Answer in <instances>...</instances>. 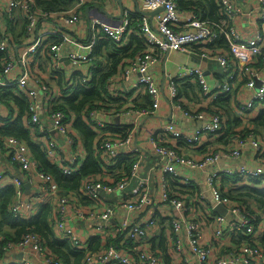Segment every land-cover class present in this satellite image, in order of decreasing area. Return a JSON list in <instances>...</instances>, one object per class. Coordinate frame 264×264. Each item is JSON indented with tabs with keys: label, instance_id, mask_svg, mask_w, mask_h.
Listing matches in <instances>:
<instances>
[{
	"label": "built area",
	"instance_id": "2783aa9c",
	"mask_svg": "<svg viewBox=\"0 0 264 264\" xmlns=\"http://www.w3.org/2000/svg\"><path fill=\"white\" fill-rule=\"evenodd\" d=\"M66 1L73 5L51 10L35 0H0V127L19 112L13 98L22 100L29 136L62 174L78 173L86 155L73 125L76 113L62 107L63 97L77 85L90 86L97 68L112 70L105 56L97 57V40L105 36L122 47L136 36L143 44L108 74L101 99L85 106L82 118L96 132L94 152L102 171L84 176L78 192L40 171L24 139L0 133V152L21 173L0 169V183L14 189L11 216L27 218L35 202H47L53 232L83 251V264H264L257 231L262 215L247 196L249 188H264V140L246 123L264 104V35L242 36L236 25L244 14L242 3L216 0L221 17L213 20L179 8L176 0H140L136 10L120 0L119 18H89L88 37L79 39L71 28L80 23L81 6L94 0ZM242 1L255 4L250 11L264 21V0ZM220 38L226 52L215 47ZM65 46L70 48L66 54ZM196 46L216 60L217 74L209 77L199 66L178 65L175 73L164 71L161 82L156 79L161 58ZM41 56L59 86L46 77ZM236 74L246 92L236 103L238 125L217 105L220 97L233 93ZM199 98L208 100L204 110ZM177 114L201 123L186 128ZM247 148L249 166L239 162ZM122 159L129 160L128 170L117 165ZM220 160L235 165L200 176L176 168L204 170ZM141 169L146 176L139 175ZM26 184L33 189L27 191ZM109 195L117 197L106 201ZM84 199L87 208L81 205ZM218 206L222 211L215 210ZM118 210L125 216L116 220ZM71 219L91 222L101 244L89 247ZM3 250L30 251L44 264H62L33 231L7 242ZM16 262L34 264L24 255Z\"/></svg>",
	"mask_w": 264,
	"mask_h": 264
},
{
	"label": "trees",
	"instance_id": "16d2710c",
	"mask_svg": "<svg viewBox=\"0 0 264 264\" xmlns=\"http://www.w3.org/2000/svg\"><path fill=\"white\" fill-rule=\"evenodd\" d=\"M36 3L45 9H65L68 6L66 0H35ZM177 5L181 9H191L203 18L219 19L221 17L220 7L216 0H176ZM143 44L136 36L131 37L130 43L127 46L118 47L109 38L101 36L97 40L95 52L101 53L110 62L112 70L116 67L118 61L125 56L132 55L136 48H140ZM141 45V46H140ZM197 47V46H196ZM217 49L226 52V43L224 38L218 39L215 44ZM111 48L109 51L108 49ZM102 49L104 53L102 54ZM96 53V54H97ZM103 72V69L97 68L93 79L90 81V86L77 85L74 91L63 97V108H70L75 111L76 116L73 125L78 130L83 138V146L86 151L85 160L78 173L71 175H64L60 169L52 162L48 161L44 152L29 136L28 129L22 123V113L25 108V103L14 97L13 100L17 104L19 112L12 118L6 120L3 126L0 127V133L10 134L24 139L29 148L32 157L38 162L39 170L50 174L59 186L78 192L81 180L86 175H100L102 168L99 164L98 157L94 152L96 132L92 127L87 124L82 118L85 112L86 105L97 103L101 99V90L104 91V83L109 73ZM219 100V99H218ZM218 104V101H217ZM258 121L264 123V109H262L258 116ZM130 162L128 159L119 160L117 165L128 170ZM14 189L11 185L6 184L0 188V264H19L12 259L11 253L3 250V246L7 242H17L21 237L30 231L38 233L43 239L48 252L58 257L62 264H83L82 253L83 251L71 245L68 239L58 238L53 232L50 225V211L51 207L47 202L41 203L36 213L27 218L17 217L13 218L9 213L8 206L13 196ZM247 196L252 198L256 204V208L261 211L262 217L264 216V188L257 187L249 188ZM262 219V218H260ZM264 242L263 237L260 238ZM160 243H162V235H160ZM99 244L96 237V243L92 246L89 242V247L96 248Z\"/></svg>",
	"mask_w": 264,
	"mask_h": 264
},
{
	"label": "crops",
	"instance_id": "0c3cea01",
	"mask_svg": "<svg viewBox=\"0 0 264 264\" xmlns=\"http://www.w3.org/2000/svg\"><path fill=\"white\" fill-rule=\"evenodd\" d=\"M118 1L119 0H94L93 2H87L84 5H82L80 8V23L79 25H74L71 28V33L74 36L79 37V39L87 38L88 33H89L88 32V20L89 18L93 16L100 15L101 17L105 19H109L110 21H114L117 18H119L120 4L118 3ZM235 1L242 3V8L244 11V14H242V16L237 18V23H236L237 28L239 29L242 36L248 37L246 35H250L252 32H255V31H259L264 35V21L257 19L254 16V12L250 11L252 10L255 4H253L252 2H247V1H242V0H235ZM121 2L123 4L127 2L135 10L137 9V5L140 4V0H121ZM72 5L73 4L70 3L67 6L71 7ZM69 49H70L69 46H65L64 50L62 51L64 54H66ZM108 50L110 51L111 48H109ZM201 51H202L201 49L196 47L195 49L189 50L188 52H179V51L170 52L169 55L166 56V58L165 57L161 58L158 61V64H157V67L155 68V73H154L156 79L159 82H161L165 74L164 71L167 73H175L177 71L178 65L199 66L200 68L204 70L206 75H208L209 77H213L215 74H217L220 71V67L213 57L203 56L200 53ZM101 52L102 54L104 53L103 49ZM100 54L101 53H97L96 54L97 57L102 56ZM40 60L42 63V66H41L42 70L44 69L47 70L48 75L46 77L52 79V73L46 67L47 58L45 56H41ZM66 65H68L67 61H66ZM256 65L257 64H253L251 66H256ZM263 71H264V66H263ZM52 82L58 86L60 84V81L58 80L52 79ZM233 89L234 90L232 94H228L227 96L220 97L217 105L220 106L222 109H224L225 115L227 117L231 118L233 121L236 122L234 123L235 125H238L240 122V119L238 118V111H237L236 106L239 102V98L243 99L246 96V92L244 90V84L237 77V74L235 77ZM128 95L132 97L135 94L133 91H130ZM199 99L201 100L200 106L204 110V107L206 106L208 100L202 99V98H199ZM262 109H264V104L261 108L256 110V113L255 112L253 113L254 116L251 119L247 120L246 123L253 125L255 129L258 130V132L260 133L258 135L259 138L261 140H264V123L262 124L261 122L258 121V116ZM176 120L181 123H184L186 128H190V127H193L201 123V121L192 122L190 120H183L180 118L178 114L176 115ZM114 121L113 122L116 124V120ZM158 124H159V121L153 122L151 124V128L153 129ZM57 139L59 140L58 137ZM220 145L221 144H219V146ZM249 152H250V148H247L245 157L239 160L240 163L246 164L247 166H249V164L252 163L248 156ZM83 159L85 160V155L83 156ZM149 159L150 158L146 156V166L151 165V162ZM225 164L234 166L235 162H225L224 160H220L216 164L207 166L204 170L189 171L178 165L176 166V168L181 172V174L190 175V176H200V174H203L205 171L216 169L217 167H221L222 165H225ZM0 169H5V170H8L9 172H12V173L15 172L21 175L18 168L14 164H9L8 159L5 158L1 152H0ZM139 175L146 176L144 169H141ZM150 181H151L150 183L151 185L149 184V186L152 187V178H150ZM131 182L134 183L135 179L131 180ZM5 185L6 184L4 183H0V188L4 187ZM26 189L27 191H31L33 187L27 184ZM113 197H117V196L109 195L105 197V200L106 201L110 200ZM39 204H40L39 201L35 202V206H34L35 209L30 216L36 213V210ZM81 205L85 208L90 206L89 201L85 199L81 201ZM97 206L100 207V205H97ZM69 214H71V210H69ZM124 216H125L124 212L118 210L114 216V219L119 220L123 218ZM259 222L260 223L258 224L257 231H258L260 238H262L264 234V216L262 217V220H260ZM70 224L75 228V230L77 231V233L80 235V237L83 240L88 241V243L90 242V244L94 246V244L96 243V237L93 236V228L91 226V222L84 221V220L82 221V220L71 219ZM151 241H154V239H152ZM22 255L30 259L34 264H44L41 258L37 257V255H35L34 253L30 251H25L22 254L21 251L15 250L14 252L11 253V257L14 261H19ZM8 259H11L10 255H8L7 260Z\"/></svg>",
	"mask_w": 264,
	"mask_h": 264
},
{
	"label": "water",
	"instance_id": "95a60500",
	"mask_svg": "<svg viewBox=\"0 0 264 264\" xmlns=\"http://www.w3.org/2000/svg\"><path fill=\"white\" fill-rule=\"evenodd\" d=\"M120 1V0H119ZM161 10V8H159V9H157V10H155V11H151V12H148L147 14L149 15V16H152L154 13H156V12H158V11H160ZM26 186H27V184H26ZM216 211H222V208L220 207V206H218V207H216V209H215Z\"/></svg>",
	"mask_w": 264,
	"mask_h": 264
},
{
	"label": "rangeland",
	"instance_id": "374dc122",
	"mask_svg": "<svg viewBox=\"0 0 264 264\" xmlns=\"http://www.w3.org/2000/svg\"><path fill=\"white\" fill-rule=\"evenodd\" d=\"M67 5H69V4H67Z\"/></svg>",
	"mask_w": 264,
	"mask_h": 264
}]
</instances>
